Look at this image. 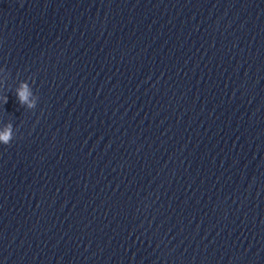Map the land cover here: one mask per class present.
<instances>
[{
    "label": "clouds",
    "instance_id": "9594fccd",
    "mask_svg": "<svg viewBox=\"0 0 264 264\" xmlns=\"http://www.w3.org/2000/svg\"><path fill=\"white\" fill-rule=\"evenodd\" d=\"M10 73L6 71L5 68H0V84L6 82L9 78ZM15 95L17 97L18 103L25 106L29 110H34L39 101V97L34 94L32 87L27 81H20L18 86L15 88ZM4 104L7 103V95L2 97ZM15 139V131L13 124L11 122L3 126V130L0 131V144L10 145Z\"/></svg>",
    "mask_w": 264,
    "mask_h": 264
}]
</instances>
